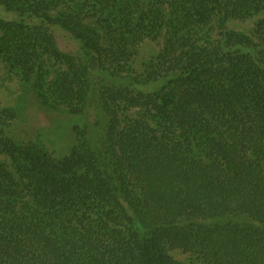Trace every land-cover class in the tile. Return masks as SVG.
Instances as JSON below:
<instances>
[{"label":"trees","instance_id":"16d2710c","mask_svg":"<svg viewBox=\"0 0 264 264\" xmlns=\"http://www.w3.org/2000/svg\"><path fill=\"white\" fill-rule=\"evenodd\" d=\"M0 58L105 120L56 158L0 109V264H264V0H0Z\"/></svg>","mask_w":264,"mask_h":264},{"label":"rangeland","instance_id":"374dc122","mask_svg":"<svg viewBox=\"0 0 264 264\" xmlns=\"http://www.w3.org/2000/svg\"><path fill=\"white\" fill-rule=\"evenodd\" d=\"M257 17L246 20L228 21L227 28L250 34ZM162 40H145L137 49L133 58V67L140 71L142 64L155 56L161 49ZM72 52L76 49L71 47ZM13 110L15 117L6 128L7 134L22 142L42 145L54 157L65 156L75 143L74 127L88 131L89 137L98 139L104 124V116L97 108L93 98L86 111L81 115H70L63 109L44 107L36 98L31 88L19 75L9 70L0 58V109ZM0 161L9 162L0 155ZM176 259L184 260V253L175 251Z\"/></svg>","mask_w":264,"mask_h":264}]
</instances>
